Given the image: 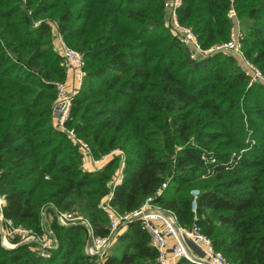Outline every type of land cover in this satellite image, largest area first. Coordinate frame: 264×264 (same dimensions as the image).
<instances>
[{"label": "trees", "instance_id": "obj_1", "mask_svg": "<svg viewBox=\"0 0 264 264\" xmlns=\"http://www.w3.org/2000/svg\"><path fill=\"white\" fill-rule=\"evenodd\" d=\"M164 4L0 0L2 214L55 241L45 257L33 243L14 249L0 243V264H145L156 257L138 223L99 263L86 250L89 228L56 220L57 212L77 213L95 237L107 236L101 204L119 157L83 171L77 146L53 126L55 84L66 79L54 24L84 58L65 126L95 158L113 150L125 156L111 207L130 213L153 197L186 227L197 190L196 215L214 248L230 264H264V84L250 85L232 55L191 60L165 26ZM230 9V0H182L177 16L208 49L229 40ZM233 10L243 54L264 76V0H234Z\"/></svg>", "mask_w": 264, "mask_h": 264}, {"label": "built area", "instance_id": "obj_2", "mask_svg": "<svg viewBox=\"0 0 264 264\" xmlns=\"http://www.w3.org/2000/svg\"><path fill=\"white\" fill-rule=\"evenodd\" d=\"M233 2L234 0H230L231 9L227 17L232 21L234 26H232L230 31L229 40L225 43L203 49L192 30L182 25L178 20L177 9L181 5L182 0H169L165 2V26L177 38L179 43L188 49L191 60H201L218 53L230 54L240 59L242 69L249 76L250 85L258 83L264 84V76L243 54L241 43L242 35L238 28L239 23L236 18V13L233 10ZM52 35L54 49L62 58L65 75L66 77H73L76 87V91L73 92L66 81L55 84L56 99L53 109L54 128L63 132L77 146L80 167L83 171L95 172L101 170L114 157H119L118 168L109 181V187L112 192L101 204L108 219V235L105 237H95L90 230L88 222L77 213L57 212V222L63 226L82 224L88 227L91 241L87 247V253L91 256H98L99 258L103 257L111 241L122 227L130 223H138L141 230L148 235L149 245L156 253L155 261L152 264H230L225 256L214 248L211 240L202 232L199 225V218L196 215V199L199 195L197 190L191 192L193 197L191 211L194 215L191 224L186 227L178 225L172 213L155 205L153 203V197L145 199L138 209L130 213H119L111 207L109 202L113 197V190L123 179L125 156L122 151L113 150L106 155L95 158L89 144L83 142L72 129H68L65 126L70 115L72 98L78 92L84 77V58L80 52L65 43L56 24L52 27ZM165 188L166 184H162L156 191L155 197L161 196ZM3 205L4 200L0 197V223L2 224L0 243H2V246L12 248L19 244L35 241L40 245V255L45 257L48 250L55 247V241L52 235L47 232L41 236H37L31 230L15 227L11 221L3 217ZM16 235L19 237L18 242L12 243Z\"/></svg>", "mask_w": 264, "mask_h": 264}, {"label": "crops", "instance_id": "obj_3", "mask_svg": "<svg viewBox=\"0 0 264 264\" xmlns=\"http://www.w3.org/2000/svg\"><path fill=\"white\" fill-rule=\"evenodd\" d=\"M164 1H165V2H168L169 0H164ZM53 46H54V39H53ZM234 57H235V56H234ZM235 58H236L237 61H238V58H237V57H235ZM238 63H239V61H238ZM65 81H66L67 85H69L70 89L73 90V92H75V91H76V87H75V83H74L73 77H72V76H67L66 79H65ZM52 123L54 124V119H53V122H52ZM115 172H116V171H115ZM115 172H114V173H115ZM49 220H50V219H48V218L46 219V221H45L46 226H48V222H49ZM131 224H134V223H130L129 225H131ZM129 225H126V226L122 227V228L120 229V231L116 234V236L113 238V240H112L111 243H110V246L108 247V249H107L106 252L104 253L103 257L99 258V260H101V263H103L104 260L108 257L109 254L107 253V251L110 250V248H112V246H115V245H116V242H117L119 236H121L122 234H124V233L127 231V228H128ZM1 227H2V224L0 223V240H1V237H2ZM18 238H19V237L16 235V236L14 237V239L12 240V243H13V242L17 243V242H18ZM31 243H33L32 245L35 244V246H33V247L31 246V249L34 250V251H36V252H38V253L40 254V253H41V249H40V245L38 244V242L30 241V242L23 243V244H31ZM108 252H109V251H108ZM110 253H111V252H110ZM152 263H153V262H149V263H147V264H152Z\"/></svg>", "mask_w": 264, "mask_h": 264}, {"label": "rangeland", "instance_id": "obj_4", "mask_svg": "<svg viewBox=\"0 0 264 264\" xmlns=\"http://www.w3.org/2000/svg\"><path fill=\"white\" fill-rule=\"evenodd\" d=\"M165 23H166V20H165ZM233 26H234V25H233ZM238 28H239V25H238ZM239 31H240V28H239ZM228 55H230V54H228ZM237 58H238V57H237ZM238 61H239V65L241 66V61H240L239 58H238ZM263 83H264V81H263ZM1 245H2V243H1ZM113 248H114V246H112V248H110V250H108L109 252L107 251V253L110 254V252H112ZM86 250H87V248H86ZM97 262L100 263L101 260H97ZM145 264H147V263H145Z\"/></svg>", "mask_w": 264, "mask_h": 264}, {"label": "water", "instance_id": "obj_5", "mask_svg": "<svg viewBox=\"0 0 264 264\" xmlns=\"http://www.w3.org/2000/svg\"><path fill=\"white\" fill-rule=\"evenodd\" d=\"M90 241H91V236H89L88 246L90 245ZM20 245H22V244H19V245H17V246H20ZM17 246L12 247V248H7V247H5V248H7V249H14V248H16Z\"/></svg>", "mask_w": 264, "mask_h": 264}]
</instances>
